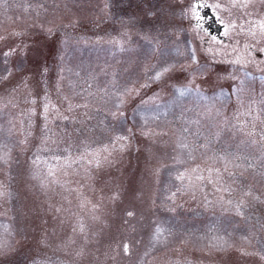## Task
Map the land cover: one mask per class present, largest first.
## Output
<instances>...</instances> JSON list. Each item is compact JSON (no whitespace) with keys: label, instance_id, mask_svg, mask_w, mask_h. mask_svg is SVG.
Listing matches in <instances>:
<instances>
[{"label":"rangeland","instance_id":"obj_1","mask_svg":"<svg viewBox=\"0 0 264 264\" xmlns=\"http://www.w3.org/2000/svg\"><path fill=\"white\" fill-rule=\"evenodd\" d=\"M191 1L0 0V35L8 37L5 41H0V75L6 74L8 70L13 71L10 80L0 86V95H6L11 87L27 76L31 77L30 87L38 101L37 114L31 118L30 129L27 117L22 115V110L29 105L21 103L17 108H3L0 105V141L9 138L7 130L12 127L9 121L16 125L11 137V143L15 145L12 153L14 159L4 173H0V181L7 184L12 193L6 201L0 200V233L5 227L14 230L15 239L18 241L14 242V252L0 256V264H33L34 261H39L40 264H170L171 261L182 258L191 260L192 264H264L258 257L242 256L235 250L227 254H209L202 244L192 243L199 237L212 236L219 227L221 235L224 230L233 233L232 241L237 247L264 252V230L260 229V225L264 223V204L256 203L245 209L246 216L251 219H241L231 212H224L215 203L220 194L215 193L213 186L207 184V169L223 168V164L215 159L216 154H240L237 150L239 135L236 138L225 135L220 140L213 138L206 148L197 147L192 154L193 158L188 157L186 150L176 147L180 128L187 126L195 132L196 126L188 125L186 121L195 118L198 112H203L204 105L209 103L195 93L184 97L175 93L172 85L180 87L186 84V73L176 72L170 79L141 89L140 95L122 109L125 117L120 122L107 115V109L112 108L111 103L103 107L100 103H94L89 109H76L69 114L76 117V120H57L50 124L60 134L59 142H49L47 145L42 143L41 129L44 121L41 116V99L45 89L51 101L64 111L67 104L62 97L67 95L72 103L83 104L87 95L83 90L89 84L93 85L89 89L92 92L104 87L114 91L113 82L119 88L133 85L138 87L146 79L145 69L151 65H160L164 61L186 63L188 51L185 52V35L190 42L193 41L192 45H198L196 40L188 38L192 26L190 12L187 17L182 15L188 11ZM105 2L109 6L106 14L102 15L99 9ZM149 12L154 15H148ZM245 12L240 22L238 11L232 9L227 17L228 21L236 20L237 24H245L250 17L247 13H251L254 19L264 17V0H252ZM73 20H78L75 28L62 27ZM129 20L133 22L122 26L121 21ZM53 22L60 27V31L49 38L41 31V25L48 27ZM13 31L26 34L21 37L10 36ZM122 31H128L131 37L123 38V51L107 42L112 38H120ZM65 32L70 39L66 45H62L60 41L64 39ZM145 35L152 39V44L142 38ZM233 39V46L240 48L246 42L252 44L253 49L264 47V40L257 45L251 37L241 33L239 27L234 30ZM22 42L40 47L44 56L39 58V62L32 48H29L26 55L18 51L5 62L2 53ZM177 47L185 52V57L176 56ZM231 47L227 46L225 52L230 53ZM161 49L165 52L163 58L159 51ZM255 52L258 59H264V55ZM61 56L64 57L62 61ZM223 56L220 55L221 58ZM232 58L234 54L230 55V59ZM230 59L219 60L217 63L228 67L227 69L215 70L210 67V72L197 81L208 97H213L221 89L231 96L227 103L224 102V96L212 101L217 106L222 104V111L229 117L239 107L236 97L232 95V89L241 81H246L244 71L239 70L238 65L225 63ZM208 60L211 59L205 54L204 62H209ZM43 65H47L49 71L41 77L40 69ZM61 69L64 71L61 72ZM245 70L253 76L264 75V71L256 67L249 66ZM77 72L79 76L75 75ZM230 74L236 76L235 81L227 78ZM61 75L63 80L60 79ZM42 80L47 83H42ZM58 83L61 89L59 94ZM253 86L258 94L261 91L260 82L257 80ZM141 99L149 100L142 108L138 107ZM89 102L92 103L91 99ZM96 108L100 110L96 111ZM261 109L264 106L257 105L258 112L253 114H259L264 119V110ZM86 111L91 119L84 115ZM21 119L25 120L24 130L32 132L24 146L17 143L23 138L19 133ZM248 119L247 116H240L241 121ZM80 120L84 123H79ZM100 121L104 123L101 124ZM141 127L167 135L147 140L139 134ZM257 128H260L259 121ZM128 129H132L131 134ZM114 134L130 135L131 140L124 153H117L118 162L113 167H105L101 171L94 166H87L86 161L73 164L71 168L64 170L68 173L66 176L61 171L56 172V178L64 187L53 185L54 190L47 193L40 190L37 181L31 179L32 161L37 156L43 172L47 171L48 165L57 169L62 167L65 157L75 158L110 144ZM188 141L194 146L206 143L203 138L197 139L193 134L188 135ZM243 152L250 158L259 155L256 148H246ZM56 157L60 160L57 161ZM252 162L259 164L257 159ZM86 168L88 176L85 175ZM192 168L199 170L191 173ZM156 169L159 171L156 172ZM185 171H189L192 183L204 191H198L195 200L190 195L178 197L177 203L183 207L177 208L173 213L168 211L165 197L181 185L176 177ZM197 175L204 176L205 180L197 181ZM211 175L215 179V172ZM224 182L232 183V180L225 174ZM188 183L186 177L183 184ZM248 185L252 186L255 194L264 199V181L251 172L243 176L237 173L236 183L232 184L237 192L232 198L236 199L239 190ZM114 191L120 194V199L115 202L108 199ZM205 194L213 201L207 207L203 201ZM224 195L227 199L228 195ZM81 203L85 205L83 208L80 207ZM92 204L100 207L92 211ZM57 207L62 209L58 213L55 211ZM129 210L135 212L134 218L125 215ZM93 215L99 216L100 220L94 221ZM80 220L86 226L85 233H73V227ZM157 222H163L165 227H171L176 233L175 238H169L167 247L157 244L152 248L150 245ZM249 229L256 233L251 245L240 239L242 235L249 234ZM69 238L75 243L63 248ZM41 239H47L48 246L42 245ZM181 239L189 240V244L181 245ZM117 241L121 245L123 242L129 243L130 253L127 256L123 254L122 247L118 254L112 250ZM81 248L84 254L77 257L75 253ZM178 248L182 252L177 253L175 249ZM111 256H115V259H111Z\"/></svg>","mask_w":264,"mask_h":264},{"label":"snow or ice","instance_id":"obj_2","mask_svg":"<svg viewBox=\"0 0 264 264\" xmlns=\"http://www.w3.org/2000/svg\"><path fill=\"white\" fill-rule=\"evenodd\" d=\"M252 0H231L232 8H240L247 9ZM108 4L105 2L103 7L99 9L100 14H106V9L108 8ZM29 8L31 5L28 6ZM43 8V5H40ZM203 7H211L214 11H221V5L219 3L207 4V3H199L197 0H193L191 4L188 5V11L182 13L185 17H187L190 12L193 18L198 17L197 9ZM28 9L26 8L25 11ZM148 15H154V13L149 12ZM247 15L251 16V13H247ZM132 20L129 21H121L122 26H126L127 24L132 23ZM221 24L224 26V32L222 35L228 36L230 32L234 31L239 27L241 33L249 36L256 42L257 45L260 44L262 40H264V17L259 19H250L246 23L248 27H245L244 23L237 24L235 20H230L225 22L223 18L219 20ZM78 25V20H73L69 24H64L62 27L67 29L69 27L75 28ZM197 28H202V25L199 23L197 19ZM41 31L49 38L53 37L60 31V27L56 26L54 22L51 26L45 27L41 25ZM25 32L13 31L9 35L15 37H21L25 35ZM120 38H112L107 42L113 44L118 47L121 51L124 50V37H128L131 39L128 31H122L120 34ZM207 35V33H205ZM8 37L0 35V41H5ZM147 40L149 44H152L153 41L147 35L142 37ZM70 39L67 32L64 33V39L60 41L62 45H66L68 40ZM210 40L214 44H221V41L217 39L216 36H211ZM239 42H237L238 44ZM223 47V46H222ZM29 48H32L37 58V62H39V58L44 56V52L41 51L39 46H33L25 43H21L16 47L9 48L8 51H4L3 57L5 58V62L7 59L11 57L13 54H16L18 51L27 54ZM257 51L261 54H264V47H256L253 49V45L250 43H244L243 47L232 46L231 52H221L220 50H216L212 47L206 49V52L209 54L215 55H233L234 58L230 60H226L225 62L230 63L232 65L240 66L239 70L244 71V76L246 81H241L236 87L232 89V95L236 97V102L239 105L237 112L234 113L231 117L226 115L222 111L223 105L217 106L212 103L214 100H218L219 96L225 97V103L231 99V96L227 95L223 89L219 91V93L215 94L213 97H208L205 95L201 86L197 81L202 79L206 74L210 72V66L205 62H199L196 51L194 49L189 50L187 52V62L179 64L177 62L169 63L164 61L160 65H151L149 68L145 69L144 75L146 77L143 83H139L138 87L133 85L132 87L124 86L123 88H119L115 82H113L114 91H109L108 88H99L96 92H92L89 89L93 87L92 84L88 85L87 89L83 91L87 93L84 97L85 102L83 104H74L72 103L69 96L64 95L62 97L63 101L66 102L67 107L64 111L61 110L55 103H53L50 99V96L45 89V94L41 99V106L43 111L41 112V116L43 118L44 124L41 129L42 132V143L47 145L49 142L56 144L60 140V134L57 131H54L50 124L57 120L69 121L76 120V117L70 116V113H73L76 109H89L93 106L94 103H100L101 107L111 103L112 108L107 109V115L112 119L121 121V118L125 117V112L122 110L127 104L133 101L137 96L140 95V90L149 88L152 83L163 82L166 79H170L171 76L176 72H183L187 74V83L176 87L172 85L175 89V93L184 97L187 95H191L195 93L197 97L202 100L209 101L208 104L204 105V111L198 112L195 118H189L186 121L188 125H195L196 131L193 132L191 128L184 126L180 128L179 135L176 140V147L181 150H186L189 158H193L192 154L196 150L197 147L206 148L208 144L212 142V139L220 140L225 135L231 136L232 138H236L237 135L240 136L239 143L237 144V150L240 152L239 155L235 153H225L223 155L216 154L215 159H217L220 163L223 164V168H209L207 169L209 176L207 177V184L212 185L215 193H218L217 199L215 203L219 204L224 212H231L233 215L240 217L241 219L250 220V217H247L245 214V209L253 206L256 203L264 204V199L261 198V195H257L253 192V188L251 185L243 187L239 190V194L236 199H233L232 196L237 192V189L232 187V184L236 183L237 173L240 176H243L245 173L251 172L259 180L264 181V119L260 117L259 114H253L254 112H258L257 105L264 106V75L253 76L250 72L245 71L249 66L259 68L261 71H264V59H258L253 56V51ZM161 58L164 57L165 52L163 49L159 50ZM176 56L179 58L185 57V52L180 51L177 47ZM61 61L64 59L63 56L60 57ZM49 71L47 65H43L40 69L41 77L45 76ZM64 69H61L63 72ZM71 71V69H68ZM13 75L12 70H8L6 74L0 75V86L10 80ZM75 75L79 76V72L75 73ZM228 79L233 81L236 80V76L234 74H230ZM30 79L31 77L22 78L16 85L11 87L6 95H0V105L3 108H8L11 106L12 108H17L21 103L29 105L27 109L22 110V115L27 117V122L29 124V129L31 128L32 117L35 116L37 99L34 95L33 89L30 87ZM61 80L64 77L61 75ZM94 79V77H93ZM259 81L261 84V91L257 94L254 88V84L256 81ZM42 83H47L46 80H42ZM60 85L57 84V92L60 93ZM23 93V94H22ZM79 95V93H76ZM157 94H154V96ZM91 99L92 103L89 102ZM152 99V98H149ZM149 100L141 99L140 105L138 107L147 105ZM240 109H244V111H240ZM96 111H99L100 108H96ZM264 110V109H261ZM84 115L91 119L89 113L86 111ZM240 116L249 117L248 120L241 121ZM235 121V122H234ZM257 121H259L260 128H257ZM12 124V127L9 128L8 134L9 138L7 140L0 141V173H4L5 169H7L14 157L12 155L15 145L11 143V137L14 135L13 129L16 127L13 121H9ZM25 120H20V129L19 133L22 136V139H19L17 143L20 146H24L28 142V138L32 135L31 130L27 132L24 130L23 125ZM79 123H84V121L80 120ZM101 124L104 121H100ZM145 124H147V120H145ZM205 130L207 134H205ZM2 131V129H0ZM129 134L132 133V129H128ZM139 134L146 138L147 140H152L154 137L160 135H167V133H159L150 128L146 129L145 127L140 128ZM193 134L197 139L203 138L206 143H202L198 146H194L193 143H189L188 135ZM131 136L123 135V134H114L111 137L110 144L104 145L102 148L97 149L95 151H89L87 153H82L79 156L65 157L64 163L62 167L57 169H53L51 165H48L47 171L43 172L39 167L41 161L39 156H37L32 161V170L30 173V177L33 181H37L40 190L47 193L49 191H53V185H59L60 187H64V184L60 182L59 179L56 178V172L61 171L63 175H68L65 169H69L73 164L81 163L86 161L87 166L95 167L97 170H103L105 167H113L117 161V153H124L130 145ZM246 148H256L259 152V155L254 158H250L248 155H245L243 150ZM150 152V150H149ZM253 159H257L259 164L253 163ZM56 160L59 161L60 158L56 157ZM46 163V162H45ZM198 168H192L190 170L191 173L198 172ZM159 170L156 169V172ZM215 172V179L212 177V173ZM227 175L231 178L232 183L224 182V175ZM85 175L88 176V170L85 169ZM188 178L189 183L187 185L183 184L185 178ZM51 178V179H49ZM177 180L181 181V185L177 186L175 191L170 192V194L165 197V200L168 201L166 205L168 211L176 212L177 208L183 207L182 204H178V197H182L184 195H190L193 200L196 199L197 192H203L204 189L198 187L196 184L192 183L191 177L189 175V171L181 172L176 177ZM197 181L205 180V177L202 175L196 176ZM228 195V198H225V195ZM12 195L9 190V186L5 184L3 181H0V200H7ZM109 200L115 202L120 199L119 192L114 191L111 196L108 197ZM204 206L207 207L213 203L212 200H209L208 195L205 194L203 197ZM225 205L229 207H225ZM84 203H81L80 207H84ZM100 206L98 204H92L91 210L95 211ZM62 209L57 207L55 211L58 213ZM125 215L128 218H134V211H126ZM92 219L94 221H99L100 217L97 215H93ZM125 223H129V221H125ZM260 229L264 230V223L260 225ZM135 230V229H133ZM86 231V226L82 220L78 221L77 226L73 227V233L79 232L80 234H84ZM221 228L215 229V234L210 237H199L196 241L192 243L203 245L204 249H207L209 254L212 253H223L227 254L228 252L235 250L238 251L242 256H255L258 257L260 261L264 262V252L257 251H249L244 247H237L232 241L233 233L227 230H224V234L221 235ZM256 233L252 229H249L248 235H242L240 239L243 242L251 245L253 238ZM176 233L171 227H165L163 222H157L155 224L152 237L150 240V245L152 248H155L157 244L167 247L169 244V238H175ZM18 243L15 239L14 230H10L7 227L4 228V231L0 233V256H6L10 252H14L16 250L15 243ZM40 243L44 246H48L47 239H41ZM75 243V241L69 238L68 243L63 245V248H67L70 244ZM181 245L187 246L189 244V240L181 239ZM58 248L60 246H57ZM122 247V252L125 256L130 253V245L127 242H123L121 245L120 241L116 242L115 248L113 251H116L118 254V250ZM177 253L182 252V249H175ZM84 254L83 248L75 253L77 257H80ZM147 255V252L145 253ZM111 259H115V256H111ZM33 264H40L39 261H34ZM170 264H192V261L187 258L176 259L171 261Z\"/></svg>","mask_w":264,"mask_h":264},{"label":"flooded vegetation","instance_id":"obj_3","mask_svg":"<svg viewBox=\"0 0 264 264\" xmlns=\"http://www.w3.org/2000/svg\"><path fill=\"white\" fill-rule=\"evenodd\" d=\"M192 2H193V0L191 2H189V4H191ZM197 2L207 3L209 5L214 4V3H219L221 5L222 10L221 11H214V9H212L211 7L199 8V9H197V12H198L197 18H193L191 13H190V22H191L192 26L190 27L191 35H188V38L192 39V40H196L198 45L197 46L194 44L192 45L191 43L193 41L190 42L187 39L185 41V52L194 49L196 51L197 58H198L199 62H201V63H205L204 62L205 61V54H207L209 56V59H211V60H208L210 63L209 62H206V63L211 68H213L215 70H225L228 67L223 66V65H219L217 63L219 60H223V59H227V58L230 59V55L223 56L222 58L220 57V55L212 56L213 54L207 53L206 49L209 47H212L214 49V52L216 50H220L223 53V52H225V49L227 46H233L232 42L235 41V39H236V38L233 39L234 31L230 32V34L228 36L222 35V33L224 32V26H223V24H221L219 22V20L221 18H223L225 20V22H228L227 17L231 14L232 9H235L236 11H238L239 20L241 22L242 18H244L243 12L246 14L245 9L232 8L231 7V1L225 2V0H197ZM197 19L199 20V23L202 25V28H197ZM250 19H254L252 15L248 18V20H250ZM245 24L247 25V23H245ZM245 27L247 28L248 25ZM205 33H207V35H205ZM211 36H216L217 39L219 41H221V44L212 43L210 40ZM201 45H202V47H201ZM199 47H201V49H203V50H201ZM262 55H264V54H262ZM203 56H204V58H203ZM253 56L259 58L258 54H256L255 51H253ZM185 58H186V62H187V57H185ZM211 72H212V70H211Z\"/></svg>","mask_w":264,"mask_h":264}]
</instances>
